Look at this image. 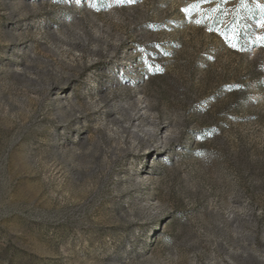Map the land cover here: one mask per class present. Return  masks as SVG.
Returning a JSON list of instances; mask_svg holds the SVG:
<instances>
[{"label": "rangeland", "instance_id": "rangeland-1", "mask_svg": "<svg viewBox=\"0 0 264 264\" xmlns=\"http://www.w3.org/2000/svg\"><path fill=\"white\" fill-rule=\"evenodd\" d=\"M0 264H264V0H0Z\"/></svg>", "mask_w": 264, "mask_h": 264}, {"label": "snow or ice", "instance_id": "snow-or-ice-1", "mask_svg": "<svg viewBox=\"0 0 264 264\" xmlns=\"http://www.w3.org/2000/svg\"><path fill=\"white\" fill-rule=\"evenodd\" d=\"M128 2H129V3H133V2H135V0H128ZM185 11H187V9H186ZM233 46H234V45H233Z\"/></svg>", "mask_w": 264, "mask_h": 264}, {"label": "trees", "instance_id": "trees-1", "mask_svg": "<svg viewBox=\"0 0 264 264\" xmlns=\"http://www.w3.org/2000/svg\"><path fill=\"white\" fill-rule=\"evenodd\" d=\"M260 73H261V75H262V70L259 71V74H260Z\"/></svg>", "mask_w": 264, "mask_h": 264}]
</instances>
